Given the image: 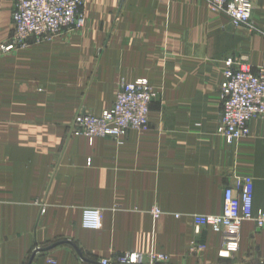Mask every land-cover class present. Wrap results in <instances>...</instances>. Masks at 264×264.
<instances>
[{"label":"crops","instance_id":"obj_1","mask_svg":"<svg viewBox=\"0 0 264 264\" xmlns=\"http://www.w3.org/2000/svg\"><path fill=\"white\" fill-rule=\"evenodd\" d=\"M251 2L249 29L204 0H85L82 28L0 49V264H99L148 251L167 264L264 263V226L197 232L192 220L220 213L224 187L244 173L253 214L264 210V116L234 144L216 132L224 59L254 72L264 63V0ZM12 6L0 0V45ZM141 78L156 93L147 130L69 134L77 113L99 115L121 81ZM83 208L101 210L99 229L83 228Z\"/></svg>","mask_w":264,"mask_h":264},{"label":"built area","instance_id":"obj_2","mask_svg":"<svg viewBox=\"0 0 264 264\" xmlns=\"http://www.w3.org/2000/svg\"><path fill=\"white\" fill-rule=\"evenodd\" d=\"M212 9L224 12L234 27L251 26L252 3L250 0H204ZM84 0H13L11 12L12 35L8 43L0 45L3 51L24 48L34 43L50 40L63 31L80 29L84 25L82 7ZM223 80L219 87L221 113L216 132L227 144H234L248 133V122L264 116V63L252 70L243 58L236 61L227 57L223 61ZM155 91L147 79L121 81L116 88L113 104L99 115L79 112L69 125V134L95 137L121 138L129 130L144 131L149 128L150 104ZM253 178L244 173L235 176L234 184L223 189V207L218 214H195L192 220L195 231L208 227L215 233L228 228L237 229L242 221H253L264 226V210L252 212ZM152 216L162 212L154 207ZM175 216H178L176 214ZM82 226L87 229L101 227V210L83 208ZM226 250L234 252L236 242H226ZM193 244L190 251L203 248ZM164 252H121L112 260L103 258L99 264H167Z\"/></svg>","mask_w":264,"mask_h":264},{"label":"water","instance_id":"obj_3","mask_svg":"<svg viewBox=\"0 0 264 264\" xmlns=\"http://www.w3.org/2000/svg\"><path fill=\"white\" fill-rule=\"evenodd\" d=\"M59 242H56L55 244H53V245H56V244H58ZM40 250H43L42 248H36L35 250H34V252H33V255L36 253V252H38V251H40ZM30 261V260H29ZM259 264H264V263H259Z\"/></svg>","mask_w":264,"mask_h":264},{"label":"rangeland","instance_id":"obj_4","mask_svg":"<svg viewBox=\"0 0 264 264\" xmlns=\"http://www.w3.org/2000/svg\"><path fill=\"white\" fill-rule=\"evenodd\" d=\"M85 1V0H84ZM251 1V0H250ZM252 3V2H251ZM82 11H83V7H82ZM84 13V12H83Z\"/></svg>","mask_w":264,"mask_h":264}]
</instances>
